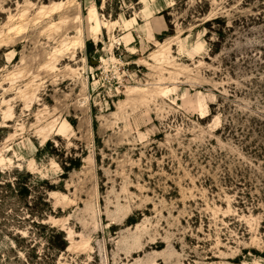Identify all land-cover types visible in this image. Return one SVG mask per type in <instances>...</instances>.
<instances>
[{"label": "rangeland", "instance_id": "1", "mask_svg": "<svg viewBox=\"0 0 264 264\" xmlns=\"http://www.w3.org/2000/svg\"><path fill=\"white\" fill-rule=\"evenodd\" d=\"M0 155V264H264V0H0Z\"/></svg>", "mask_w": 264, "mask_h": 264}, {"label": "bare ground", "instance_id": "2", "mask_svg": "<svg viewBox=\"0 0 264 264\" xmlns=\"http://www.w3.org/2000/svg\"><path fill=\"white\" fill-rule=\"evenodd\" d=\"M95 14V11L93 10V11H91V16H93ZM92 20H94V22H95V24L92 26L93 27V29L94 30H98V28L102 25V23L98 20V19H93V17L91 18ZM17 28V27H16ZM18 31H20L21 29H22V27L20 26V28L18 27ZM22 31V30H21ZM17 33H19V32H17ZM83 40V39H82ZM80 43H81V41H80ZM82 45H80L81 47H84L85 46V44H84V42L82 41V43H81ZM78 48H79V46H78ZM8 116V114H6L5 115V117H7ZM62 131V129H60L58 132H57V134H60V132ZM46 138V137H45ZM46 140H47V138H46ZM4 160H5V158L4 157H2L1 155H0V165H3V163H4Z\"/></svg>", "mask_w": 264, "mask_h": 264}]
</instances>
